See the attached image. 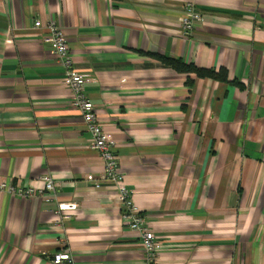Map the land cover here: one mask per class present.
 <instances>
[{
	"label": "crops",
	"instance_id": "crops-1",
	"mask_svg": "<svg viewBox=\"0 0 264 264\" xmlns=\"http://www.w3.org/2000/svg\"><path fill=\"white\" fill-rule=\"evenodd\" d=\"M0 0V264H145L104 161L70 105L65 69L43 40L55 21L124 182L159 241L161 264H264V0ZM153 54L225 68L231 82L187 75ZM59 202H75L68 219Z\"/></svg>",
	"mask_w": 264,
	"mask_h": 264
},
{
	"label": "built area",
	"instance_id": "built-area-1",
	"mask_svg": "<svg viewBox=\"0 0 264 264\" xmlns=\"http://www.w3.org/2000/svg\"><path fill=\"white\" fill-rule=\"evenodd\" d=\"M185 9L187 14L182 18L181 24L183 32L189 35L194 30L195 22L200 20L201 16L196 9V0H187ZM34 25L38 28H45L46 33L43 36V40L51 46L59 63L65 69L66 84L71 93L70 105L81 111L83 122L92 135L90 147L96 150L104 161L101 179L95 181V186L99 187L107 183L116 188L123 219L131 229L139 232L145 252V264H161L158 254L159 241L154 231L147 224L146 216L134 204L132 191L124 182V173L119 164L113 141L104 132L102 123L96 113V107L88 97L86 83L89 79L79 73L74 67L63 28L55 21L43 24L38 19ZM41 178L44 181V190L18 185H6L3 182H0V190H7L9 193L21 198L44 196L46 199H50L56 194L57 183L49 174H45ZM76 208L77 203L75 202H59L57 204V212L60 214L61 219L70 218ZM51 262L53 264H75L69 248L53 254Z\"/></svg>",
	"mask_w": 264,
	"mask_h": 264
},
{
	"label": "trees",
	"instance_id": "trees-1",
	"mask_svg": "<svg viewBox=\"0 0 264 264\" xmlns=\"http://www.w3.org/2000/svg\"><path fill=\"white\" fill-rule=\"evenodd\" d=\"M157 59H159L164 65L171 67L176 72L187 75V84L192 87L193 78L191 74L202 78H211L214 80L231 82L228 78V73L225 68L219 70L213 68L199 67L194 63H188L178 58L166 57L164 55L153 54Z\"/></svg>",
	"mask_w": 264,
	"mask_h": 264
}]
</instances>
